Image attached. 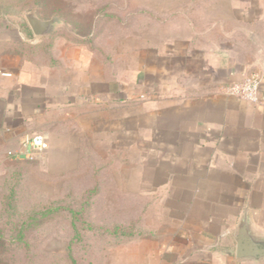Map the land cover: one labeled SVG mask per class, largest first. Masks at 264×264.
<instances>
[{
  "label": "crops",
  "instance_id": "0c3cea01",
  "mask_svg": "<svg viewBox=\"0 0 264 264\" xmlns=\"http://www.w3.org/2000/svg\"><path fill=\"white\" fill-rule=\"evenodd\" d=\"M185 2L197 8L138 9L133 36L119 39L115 51L132 56L114 68L109 46L99 42L110 24L125 26V20L114 15L118 20L90 42V35L80 37L64 18L52 16L69 29L38 39L31 33V43L50 48L59 38L72 58L60 61L54 53L37 78L23 71L9 81L0 71V132H13L20 117L38 107L117 105L119 130L134 135L135 150L149 151L140 165L150 167L151 187L156 183L146 191L160 200L151 210L159 217L150 236L120 249L116 264H264L237 261L233 240L244 211L254 233L264 237V0ZM207 2L221 8L207 13ZM252 72L261 78L255 105L219 92ZM15 86L38 95L22 97Z\"/></svg>",
  "mask_w": 264,
  "mask_h": 264
},
{
  "label": "rangeland",
  "instance_id": "374dc122",
  "mask_svg": "<svg viewBox=\"0 0 264 264\" xmlns=\"http://www.w3.org/2000/svg\"><path fill=\"white\" fill-rule=\"evenodd\" d=\"M23 1L32 0H0V9L6 13L0 19V42L25 40L18 26L21 18L14 15ZM182 1L49 0L47 10L83 19L97 5H108L109 11L126 24H110L107 34L98 43L99 46H109L110 68H114L113 63L120 65L132 56L115 51L120 49L119 39L133 36L134 13L137 14L138 9L164 12L171 3L175 9L197 8L193 2ZM219 1L224 3L225 0ZM219 8L221 6L206 3L207 13L213 14V9ZM29 12L36 14L35 9ZM26 13H20L23 19ZM55 41V47H42L30 58L33 61L31 66H22L19 55L12 59L9 55H2L0 71L9 75L6 76L10 77L9 81H17L16 75L23 71L26 75L32 72L34 78L43 74L40 66L46 64L54 53L60 61L69 63L72 48L66 44L60 47L59 38ZM97 61L100 60L93 61L95 67L99 65ZM15 88L22 97L38 95L37 90ZM16 105L22 109L21 102ZM43 110L38 107L31 117L21 116L13 132H0V264H72L68 253L75 259L73 264H88V259L92 264H116L119 250L132 247L133 241L119 239V235H102V229L118 227L132 235L136 227L148 233L159 217L156 213L151 214V210L158 204L160 195H150L146 191L156 184L151 187L149 182L152 171L149 166L140 165L141 155L143 152L148 155L149 151L135 150L134 135L119 130L122 113L117 105L98 107L88 103L71 108L49 105ZM35 135L45 137L47 149L26 159L20 155L21 149L26 147V139ZM142 173H145L143 181ZM10 201L13 210L6 206ZM48 206H62L64 211L47 217L36 215ZM68 209L77 213L70 215ZM30 219L35 224L27 225L22 233L24 238L19 241L15 228ZM73 223L79 240L74 238Z\"/></svg>",
  "mask_w": 264,
  "mask_h": 264
},
{
  "label": "trees",
  "instance_id": "16d2710c",
  "mask_svg": "<svg viewBox=\"0 0 264 264\" xmlns=\"http://www.w3.org/2000/svg\"><path fill=\"white\" fill-rule=\"evenodd\" d=\"M48 1L49 0H32L31 2H25L24 1L21 3V8H19V13L18 12H14V15H16L18 18H21L18 26L20 29L21 34L25 37V41H19V42H11V41H5V42H0V57L2 55H9V56H15V55H19L22 58L21 59H30L32 58L37 52H39V50L43 47V48H47V46L49 44H47L46 42H42L39 44H32L31 41L33 39L32 34L26 24V22L23 19V16L20 14L22 12H29L32 9L36 10V15L39 18L42 19H48L52 16H60L62 18H64L67 22H69L73 27L74 30L76 31V33L80 36V37H88L89 35L91 36L88 41H92V39L94 38V35L96 36L98 33L102 32L104 30V28L107 26V24L109 22L112 23V21H116L118 20L114 14H112L109 11V7L104 6V7H97L94 8L89 15L86 16V18L83 19H79L76 18L74 16H68L66 13L60 12V11H55V12H51L47 10L48 7ZM17 4V3H16ZM4 9H0V19H2L4 16L3 14H6L4 12ZM94 34V35H93ZM69 38V37H67ZM10 199H12V196L10 197ZM7 207H10L13 210V203L12 201H10L9 203H7L6 205ZM64 211V208L62 206H48L45 209H41L39 210L36 215L40 216V217H47L50 214H56L57 212L60 211ZM66 210V209H65ZM68 213L70 215H74V213H77L76 211H72L70 209L67 210ZM12 212V211H11ZM33 219V218H32ZM30 219L29 221H27L26 223H23L20 226H16L15 230H16V239H18L19 241H22L24 238V235L22 234L23 231L25 230V228L27 227V225L29 223H34L35 221ZM71 228L73 229L74 232V238L75 240H79V233L78 230L76 228V226L73 224H71ZM126 230V229H125ZM123 229L120 230L118 227L113 228V230L110 229H102V235H119L118 238L119 239H123L127 240V239H131L133 242L139 238H144V237H149L150 233H146V232H142L137 230V228L135 227L133 229V233L131 235L130 232H127V230L125 231ZM123 236V237H122ZM1 237V236H0ZM122 242V240H121ZM69 245H72V242L69 243ZM68 249H70L68 247ZM71 263L73 264L74 262V257L72 256V254L70 255V253H68ZM88 264H92V260L90 261L89 259L87 260Z\"/></svg>",
  "mask_w": 264,
  "mask_h": 264
},
{
  "label": "water",
  "instance_id": "95a60500",
  "mask_svg": "<svg viewBox=\"0 0 264 264\" xmlns=\"http://www.w3.org/2000/svg\"><path fill=\"white\" fill-rule=\"evenodd\" d=\"M24 18L36 39L48 37L60 29H69L67 24L57 17L41 20L35 16L34 12H30L25 14ZM233 240L235 242V259L237 261H264V237L256 235L252 230L248 211H244L238 221L233 233Z\"/></svg>",
  "mask_w": 264,
  "mask_h": 264
},
{
  "label": "built area",
  "instance_id": "2783aa9c",
  "mask_svg": "<svg viewBox=\"0 0 264 264\" xmlns=\"http://www.w3.org/2000/svg\"><path fill=\"white\" fill-rule=\"evenodd\" d=\"M4 76H9L4 74ZM261 78L258 73L252 72L243 76L239 81L221 86L219 92L228 97H234L241 101L255 105L258 102V92L260 88ZM26 151L20 152L26 159L35 157L47 149V142L44 136L35 135L26 139Z\"/></svg>",
  "mask_w": 264,
  "mask_h": 264
}]
</instances>
